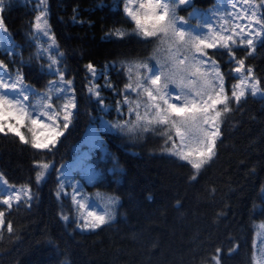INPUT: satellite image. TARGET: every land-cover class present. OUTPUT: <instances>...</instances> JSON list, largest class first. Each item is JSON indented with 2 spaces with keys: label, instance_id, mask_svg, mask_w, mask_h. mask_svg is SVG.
Listing matches in <instances>:
<instances>
[{
  "label": "trees",
  "instance_id": "trees-1",
  "mask_svg": "<svg viewBox=\"0 0 264 264\" xmlns=\"http://www.w3.org/2000/svg\"><path fill=\"white\" fill-rule=\"evenodd\" d=\"M215 4L216 0H193V6L179 7L177 15L185 17L191 26L187 30L192 32L196 23L189 13L193 8L208 11ZM40 5L38 0H8L0 15L19 46V55L0 53V60L13 74L20 69L24 82L43 92L56 77L40 68L44 60L33 58L37 49L30 38ZM124 6L125 0H47L50 33L58 52L63 53L60 67L65 79L72 80L78 114L52 152L0 134V189L30 185L35 197L30 205L25 198L11 208L0 204L6 221L0 229V264H213L217 249L221 250V264H255L256 241L264 227V99L249 96L239 107L232 105L220 124L216 156L198 173L186 161L164 151V137L159 132L129 138L112 129L105 121L135 119L126 105L122 115L115 110L116 102L122 100L118 94L129 82L123 65L147 60L157 47L154 39L136 35ZM115 29L126 35H109ZM208 51L215 52L213 58L226 74L230 94L237 83L236 73L231 72L234 65L226 50ZM234 51L239 59L247 50L236 47ZM89 63L99 69L114 64L118 71L108 73L107 79L100 73L93 80L86 68ZM150 63L155 65L154 60ZM245 65L253 68L264 87V45H257ZM109 82L112 88L106 87ZM95 83L110 95L104 102L107 112L100 110L95 98H89L88 88ZM91 127L103 142L87 158L96 178L91 183L83 181L84 194L98 205L103 201L97 199V193L118 197L119 205L108 225L82 231L76 226L71 193L60 199L56 196V170L75 162L81 149H89L84 139ZM36 161L54 162L39 185L35 182ZM62 214L70 220L61 219ZM9 221L12 233L6 230Z\"/></svg>",
  "mask_w": 264,
  "mask_h": 264
},
{
  "label": "snow or ice",
  "instance_id": "snow-or-ice-1",
  "mask_svg": "<svg viewBox=\"0 0 264 264\" xmlns=\"http://www.w3.org/2000/svg\"><path fill=\"white\" fill-rule=\"evenodd\" d=\"M38 2L46 5V0ZM244 2L248 3V0ZM136 3L138 6L134 8L132 5ZM7 6L8 0H0V14ZM181 6L185 9L191 7L193 0H125L124 12L134 22L136 35L154 39L157 47L147 60L126 62L123 65L129 82L119 93L123 98L116 102L115 110L122 115L126 105L128 113L134 114L135 119L105 123H110L112 129L129 138H138L147 132H159L164 137V151L186 161L198 173L215 158L217 140L222 135L220 124L224 116L232 111V105L239 107L247 102L249 96L264 99L261 81L256 78L253 68L245 65L247 57L255 54L257 45H264V12L257 11L264 9V0L244 10L249 19V24L244 27L237 25L236 28L220 31L213 28V16L205 14L204 22L199 27L208 32L196 34L185 28L188 23L185 17L177 15V9ZM197 11L193 8L189 15ZM216 11L212 10L213 14ZM46 13L45 7L35 17L30 39L37 49L33 58L44 60L40 68L53 74L56 79L48 82L45 91L38 92L24 82L20 69L13 74L8 70V65L0 60V134L17 137L20 143L30 145L33 149L52 152L78 114V106L72 80L65 79L64 70L60 67L63 53L58 52L55 38L50 35ZM212 32L216 33L215 37L211 35ZM224 32L230 34L225 35ZM109 35L123 38L126 33L115 29ZM45 43L48 47H44ZM18 47L8 34L3 16L0 15V53H6L9 57L19 55L16 52ZM236 47L247 50L244 58L236 57ZM209 49L226 50L229 62L234 65L231 72L237 74V83L232 85L230 94L225 86L226 74L213 58L215 52L210 53ZM54 50L55 55L52 54ZM161 53L165 55L161 56ZM153 60L155 65L150 63ZM86 68L95 80L97 74L94 65L89 63ZM106 87L112 88L113 85L109 82ZM99 88L98 84H91L88 88L89 98H95L100 110L107 112L108 107L104 104ZM132 93L135 94L134 98ZM21 129H26L30 138ZM34 166L37 169L35 182L39 185L45 181L53 165L51 162L36 161ZM67 167L61 165V169L56 170V196L58 199L68 196L66 189L72 188L71 200L77 210L76 226L82 231H94L108 225L115 219L119 198L97 193V199L103 203L96 204L82 193L79 181L72 180L68 173L62 171ZM192 179H196V175ZM3 183L7 184V181ZM12 188L13 191L0 200V204L11 208L12 201L21 202L23 195L25 203L30 205L35 198L30 185ZM3 193L4 190L0 189V195ZM61 219L69 221L70 217L62 214ZM5 223V212L0 211V229L4 228ZM6 230L13 232L10 221L7 222ZM220 251L217 249L216 255L212 257L213 264H221ZM253 260L255 264H264V249L259 256L254 254Z\"/></svg>",
  "mask_w": 264,
  "mask_h": 264
},
{
  "label": "rangeland",
  "instance_id": "rangeland-1",
  "mask_svg": "<svg viewBox=\"0 0 264 264\" xmlns=\"http://www.w3.org/2000/svg\"><path fill=\"white\" fill-rule=\"evenodd\" d=\"M233 4H235L234 8L232 7ZM252 4H259V2L258 0H248V3H245L244 0H216V4L212 9L208 11H197L195 14L189 15V19L193 20L196 23V24L194 23L196 26L192 28V32L193 34H196L198 32H204V33L208 32L207 29L199 27L204 22L205 14L213 16V19L211 22H212L214 29L223 31L224 29L236 28L237 25H239L240 27H244L245 25L249 24V19L245 15L244 10L249 9V5H252ZM132 6L135 8L138 6V3L133 4ZM40 7H41V10H43L45 7L47 9V0H46V5L41 4ZM214 9H216L217 11L213 14L212 10ZM257 11L260 12L259 9H257ZM47 15H48V11L46 13V18H47ZM35 23H36V20H35ZM185 28L189 29L191 28V26L189 24H186ZM237 31H239V29H237ZM223 34L228 35L230 33L224 32ZM50 35L52 36L51 33ZM211 35L215 37L216 33L212 32ZM44 39H47V38H44ZM114 70L118 71V69L116 68L114 64L108 65L104 69H99L95 67L97 77L99 76L100 73H103L106 79H107L108 73ZM99 91L101 93V97L103 98L104 102L106 98H110L109 93H105L104 90L101 88V86L99 88ZM115 94L116 92H113V95ZM120 97L123 98L121 95ZM21 131L23 130L21 129ZM102 142L103 140L98 135L97 129L95 127L89 128L86 131L85 139H84V144L87 147H89V149L86 147L81 149L78 152L79 154L78 159L75 162L68 164L67 168L62 169V171L68 173L69 178H71L74 181H79L83 194H84V182L83 181L87 183H91L96 178L95 172L91 169V166L87 158L90 156L91 150L101 149ZM51 163L54 167V162L51 161ZM53 167L48 170V173L53 169ZM59 169H61V167ZM12 191L13 190H10V191L4 190L3 195H0V200H3L4 198H6L7 195ZM66 191L68 193H72V188L69 187L66 189ZM22 198H24L23 195H22ZM14 202L16 201L13 200L12 203ZM4 206H7V205H4ZM261 232H262L261 236L256 241L257 249H258L257 256H259L260 251L264 249V227L261 228Z\"/></svg>",
  "mask_w": 264,
  "mask_h": 264
}]
</instances>
